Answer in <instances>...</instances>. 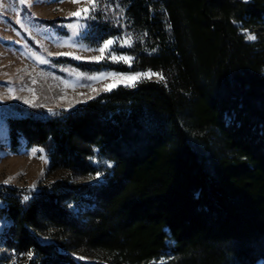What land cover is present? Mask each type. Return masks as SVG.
Returning a JSON list of instances; mask_svg holds the SVG:
<instances>
[{
  "label": "trees",
  "instance_id": "obj_1",
  "mask_svg": "<svg viewBox=\"0 0 264 264\" xmlns=\"http://www.w3.org/2000/svg\"><path fill=\"white\" fill-rule=\"evenodd\" d=\"M94 15L84 39L130 33L113 49L131 66L64 60L166 82L67 108L11 104L10 149H43L56 178L0 183L9 264H162L169 238L163 264L264 262V31L249 41L237 25L264 24V0H98Z\"/></svg>",
  "mask_w": 264,
  "mask_h": 264
},
{
  "label": "rangeland",
  "instance_id": "obj_2",
  "mask_svg": "<svg viewBox=\"0 0 264 264\" xmlns=\"http://www.w3.org/2000/svg\"><path fill=\"white\" fill-rule=\"evenodd\" d=\"M0 4L4 5L0 9V182L14 176L15 179L10 184L37 185L40 181L55 179L56 175L47 174L49 161L44 152L37 151L35 156L31 155L32 150L40 149L39 147L22 146L18 151L10 149L5 118L15 114L11 104L39 105L48 109L71 107L78 101L97 95L106 84L114 82L111 79L91 81L86 78L88 75L130 72L110 68L88 71L64 60L72 58L77 61H94L90 57L101 55L97 49L103 43L92 45L84 39L86 21H81L85 26L76 35L66 27L77 19L70 17L69 13L88 7L87 0H80L79 3H73L72 0H28L30 7L19 4V0H0ZM17 19L21 23H17ZM237 25L243 34L247 31L256 37L257 30L264 31L263 22L245 25L238 21ZM114 46L115 43L111 48L117 56L124 55L117 53ZM37 56L48 62L41 63ZM76 56L81 59H76ZM105 58L108 59L107 51ZM76 73L86 75L78 77ZM9 89L13 91L10 92ZM25 100H31L32 103H25ZM41 155L46 160L40 159ZM7 224L8 221L0 217V232ZM173 243V240L167 239V248L156 259L157 263L166 259ZM80 256L86 257L84 260L91 263L107 262L93 255ZM12 261L10 251L0 244V264H9ZM257 264L264 262L259 261Z\"/></svg>",
  "mask_w": 264,
  "mask_h": 264
},
{
  "label": "snow or ice",
  "instance_id": "obj_3",
  "mask_svg": "<svg viewBox=\"0 0 264 264\" xmlns=\"http://www.w3.org/2000/svg\"><path fill=\"white\" fill-rule=\"evenodd\" d=\"M73 3H79L80 0H72ZM245 2H248V0H245ZM19 4L21 5H28L29 7L31 6L28 4V0H19ZM88 7H84L82 9H79L75 12L69 13L70 17H76L77 19L75 22L68 23L66 27L68 29L73 30V35H76L80 29H82L85 25L81 23V21H86L89 19H95V11L97 10L98 7V0H87ZM4 7L3 4H0V9ZM121 15H122V10H121ZM17 23H21L20 19H17ZM23 26V25H22ZM144 35H147L145 33ZM245 38L249 41H255L257 37L247 31L244 32ZM120 44L122 46H128L131 47L133 44V39L132 35L130 33L125 34L124 37H119L116 39H108L106 40L103 45L97 49L101 55L99 56H93L90 57V59L94 61H100L105 59V52L107 51V58L111 59L114 62L117 63H124L128 64L131 66L132 62L134 61V57L128 56V55H119L117 56L115 52L112 50L111 46L113 44ZM90 50V49H89ZM60 55H72V53H59ZM35 55V54H34ZM51 55V54H50ZM41 61V63H47L48 61L46 59H43L39 56L36 57ZM76 59H81L80 56H76ZM78 77L80 76H85L86 74L84 73H76ZM88 80L91 81H98V80H107L111 79L114 82L111 84H106L103 87V91H112L114 88H117L119 86H124V87H135L138 83L147 81V80H152L153 78L156 79L157 82H166V77L162 72H154L152 69H146L142 72H130V73H123V72H103V73H96L93 75H88L86 77ZM35 82V81H33ZM9 91H13V89H9ZM29 91H33L32 89H29ZM93 91H96L93 89ZM83 95V94H82ZM93 97H89L91 99ZM78 102H83V101H78ZM25 103H32L31 100H25ZM71 106V105H70ZM37 151L43 152V149H33L31 155L35 156ZM40 159L46 160V157L41 155ZM110 166V165H109ZM101 175V173L97 172L96 176L97 178ZM15 179L14 176H9L7 177L4 181L0 182L5 185L10 184L13 180ZM36 187L35 184L29 185L27 191L31 192L34 188ZM29 195H24L23 200L27 201L29 199ZM33 255L32 252H28L27 256L31 258ZM78 259L84 260L86 257L80 256ZM163 264V262H162Z\"/></svg>",
  "mask_w": 264,
  "mask_h": 264
}]
</instances>
